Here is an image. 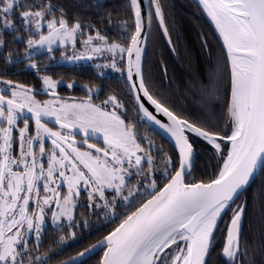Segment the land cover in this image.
I'll use <instances>...</instances> for the list:
<instances>
[{"label":"snow or ice","instance_id":"snow-or-ice-1","mask_svg":"<svg viewBox=\"0 0 264 264\" xmlns=\"http://www.w3.org/2000/svg\"><path fill=\"white\" fill-rule=\"evenodd\" d=\"M198 3L222 45L207 79L197 75L191 81L193 109L174 100L166 65L158 82L145 70L155 20L171 52L178 53L161 0H148L147 16L143 0H127L118 38L101 27L113 22L112 11L100 2L95 7L105 12L93 19L79 11L83 4L0 0V57L6 65L26 62L43 92L54 97L39 100L35 88L0 72V264H85L101 247L97 264H213L222 220L227 236L217 253L223 259L215 264H264V224L254 247L244 238L248 201L241 199L264 173V0ZM200 39L211 58L206 35ZM19 44L22 52L13 47ZM57 52L69 63L92 61L101 79L104 69L121 78L126 70L131 107L114 93L95 103L101 85L91 81L82 85L87 96L79 102L60 96L58 88L73 89L75 81L54 79L48 65L42 68L36 59L46 53L55 61ZM186 62L191 67L190 57ZM25 109L35 121V135ZM48 118L59 130L49 127ZM137 124L166 136L168 147L141 136ZM77 128L82 144L73 131H64ZM205 152L209 160L198 177L194 173ZM84 195L87 203L81 204ZM80 207L94 215L103 210L113 226L64 257L69 242L80 239L78 229L89 225L87 213L77 219Z\"/></svg>","mask_w":264,"mask_h":264},{"label":"trees","instance_id":"trees-1","mask_svg":"<svg viewBox=\"0 0 264 264\" xmlns=\"http://www.w3.org/2000/svg\"><path fill=\"white\" fill-rule=\"evenodd\" d=\"M53 2L56 3L57 0H53ZM59 2L71 3L73 5L83 4L84 7L79 9V11L83 12L85 16L93 19L104 14L105 9L111 10L113 23L111 25H101V27L106 28L107 34L114 38L120 36L123 28V21L127 19V14L124 10V5L127 3V0H59ZM97 2L103 3L105 9L97 10L95 7ZM161 3L165 6V15L172 40L178 45V53H174L175 56L173 57L165 43L161 30L158 29L159 22L155 20L148 40L147 55L144 60L145 70L146 73L150 74L151 77L158 82L159 78L163 77L164 67L166 65L168 78L171 80V92L174 93V100L178 105H187L195 109L196 101L193 99L192 92L189 91L191 88V81L197 75H203L204 78L207 79L209 64L210 62L215 64L216 57L220 53L221 44L204 15L192 0H161ZM76 10L75 8L72 9V11ZM152 11L154 13V8ZM133 27L134 18L132 21V28ZM125 34L127 35L128 33ZM201 35H206L208 43L211 45L213 52L211 58H209L208 49L201 47ZM13 47L23 49L22 44L13 45ZM6 51L7 49H5V52ZM189 57L192 62L191 67H189L186 62ZM75 76H77L82 83L88 82V76H86V74L81 73ZM120 79L119 84L122 90L121 93L131 104L132 102L128 99L129 95L123 78L120 77ZM165 84H168V80H165ZM222 98L223 90L221 89V99ZM219 102L218 100L217 103ZM143 125L144 124H137L141 136H145L141 134V126ZM221 125H223V122H221ZM147 128L150 129L147 133L148 139L154 141V144L157 143V140L158 142L161 141L165 147H168V140L162 134L152 131L149 127ZM208 160L209 157L205 152L197 163V175H201ZM208 174H211V169H208ZM262 189H264V173H260L249 187H247V191L241 196V199L247 197L248 201V209L243 219L244 238L254 241V247H257L260 243L261 225L264 224V212H262L264 199H262ZM124 210L123 207L118 209L120 212ZM81 213H87L89 225L87 228H82V230L78 229L80 232V239L75 243L69 242L64 257L74 254L82 247L87 246L88 243H95L113 226L103 215V210H98V214L94 215L83 207V209L77 210V219H83ZM224 223L223 220L220 221V228L216 231L214 243L217 247L212 254L213 264H215L218 259H223L222 256L218 257L217 253L220 252L224 243L226 230ZM48 239L49 238H47L46 241ZM99 257L100 252L87 259L85 264H97ZM256 259H260L259 253H257Z\"/></svg>","mask_w":264,"mask_h":264},{"label":"flooded vegetation","instance_id":"flooded-vegetation-1","mask_svg":"<svg viewBox=\"0 0 264 264\" xmlns=\"http://www.w3.org/2000/svg\"><path fill=\"white\" fill-rule=\"evenodd\" d=\"M22 50L23 49L21 48L20 51L22 52ZM36 59H38L40 61V65L42 68H44L45 65H48L47 74L52 75L54 79H62L63 81H65V83L68 80H74L75 81L76 87H74L73 89H68L64 85H61L58 88L59 95L64 97L65 99H68L69 101H81L87 96L86 90L83 89V87H82V85L84 83H82L79 80V78L77 76H75V75L83 73V74H86V76H88V82L91 81L93 83H97V84L101 85V90L99 92L98 98H96L95 96L93 97L95 103H99L100 100L105 99L108 94L114 93L121 100H123L129 106V108L131 107V104L123 97V95L121 93L122 90H121V86L119 84V82L121 80L120 74L114 72L112 69H110V68L104 69L103 71L106 73V75L104 78L101 79L98 77L97 70H96L94 63L92 61H79V62H75V63H69L67 61H62L60 59L59 52L56 53V60L55 61H49L46 53L37 56ZM0 72H6L7 78H9V79H13V80L18 81L19 83H22V84H27V85L35 88L36 90L43 92L42 88H40L41 81H40L38 75L35 73L34 70L28 69L26 67V62L23 64L6 65L4 62V59L2 57H0ZM87 73H89V74H87ZM68 74H70V75H68ZM71 75L72 76L74 75L75 77L74 76L72 77ZM67 76H69V77H67ZM0 86H3V85H0ZM127 93H128V91H127ZM35 94H36L37 99H41V97H52L50 95L37 94V93H35ZM128 95H129V93H128ZM70 98H74V99H70ZM108 110L109 111L112 110L111 106H109ZM133 116H135V113L130 111L128 113V118L132 119ZM24 118L30 119V127L32 129L31 134L35 135V121L31 120V116H28V115H25ZM137 119H138V117H137ZM46 122L49 124V127H55L56 129L59 130V125L55 124L54 118H48L46 120ZM19 127H23V119H21L18 122L17 128L15 130V135L17 136V138L19 135V133H18ZM64 131H73L76 141H78L82 144L84 136H83V133L79 131V128H77L75 130L69 129V130H64ZM137 131H138V133L140 132V130H138V128H137ZM149 131H150V129H148L145 125L141 126V134H144L145 137H147V133ZM45 140H46V143L49 146H51V142L49 140H47L46 137H45ZM89 142L90 143H97L96 140H90ZM99 143L101 145L103 144L102 139L99 141ZM155 145L158 147V146L164 145V144L161 143V141L158 142V140H157V143H155ZM16 147L18 150V139H17ZM83 147L86 149L87 146L83 145ZM36 151L39 152L38 144L36 145ZM80 203L81 204L87 203L86 195H84L81 198ZM81 208L83 209V207H80L78 209H81ZM77 210H76V212H77ZM47 230H48L49 234H51L52 228H51L50 221H49V224L47 225ZM47 238H49V237L46 236L45 240Z\"/></svg>","mask_w":264,"mask_h":264},{"label":"water","instance_id":"water-1","mask_svg":"<svg viewBox=\"0 0 264 264\" xmlns=\"http://www.w3.org/2000/svg\"><path fill=\"white\" fill-rule=\"evenodd\" d=\"M197 6H198V8L200 9V11L202 12V14L204 15V17H205V19L207 20V22H208V24L211 26V28L213 29V31H214V33H215V35H216V37H218V33H216L215 32V27H214V25H212L211 24V21H210V18H208L207 17V14L203 11V9H202V6H200L199 5V3H198V0H192ZM143 3L145 4V16H147V3H148V0H143ZM159 22V21H158ZM145 29H146V31H148V26H147V23H146V25H145ZM133 30H134V27H133ZM161 30V33H162V29H160ZM163 36V35H162ZM148 40H149V38H148ZM164 40H165V43H166V45H167V40H166V38H164ZM220 42V44L222 45V41H219ZM141 43L143 44V41H141ZM147 46H148V43H147ZM167 47H168V49L170 50V48H169V46L167 45ZM170 52H171V50H170ZM171 54L173 55V57L175 56L174 55V53H172L171 52ZM39 56V55H38ZM127 65V55L125 54V66ZM127 79V71L125 70V73H124V77H123V81L124 80H126ZM126 86V85H125ZM126 89H127V91H128V88L126 87ZM37 94H44V95H47V94H45V93H43V92H41V91H38L37 90V92H36ZM148 107L150 108V110H152V111H155L154 110V108H152V106L151 105H148ZM25 114L26 115H28V116H31V113H27V110L25 109ZM158 116H159V114H158ZM161 119H164L162 116L160 117ZM167 140H168V138L166 137V136H164ZM194 175H196V176H200V175H197V173L195 172L194 173ZM259 176V174L255 177V179L257 178ZM254 179V180H255ZM254 180H252L251 182H250V184L254 181ZM249 184V185H250ZM249 185L247 186V187H249ZM226 236H227V231L225 230V236H224V242L226 241ZM98 252H100V257L103 255V248L101 247V248H99L94 254H92L90 257H92V256H94L95 254H97ZM90 257H88L87 259H89ZM99 257V258H100ZM86 259V260H87Z\"/></svg>","mask_w":264,"mask_h":264},{"label":"rangeland","instance_id":"rangeland-1","mask_svg":"<svg viewBox=\"0 0 264 264\" xmlns=\"http://www.w3.org/2000/svg\"><path fill=\"white\" fill-rule=\"evenodd\" d=\"M96 63H103L102 60L96 61ZM40 88H42V85H40ZM45 99H54V97H41L39 100H45ZM69 102H79V101H69Z\"/></svg>","mask_w":264,"mask_h":264}]
</instances>
